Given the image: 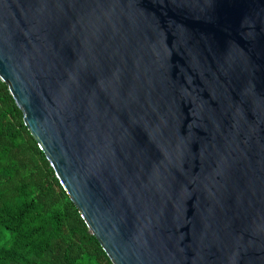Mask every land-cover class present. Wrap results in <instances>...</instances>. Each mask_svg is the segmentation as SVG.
I'll list each match as a JSON object with an SVG mask.
<instances>
[{
    "label": "water",
    "instance_id": "obj_1",
    "mask_svg": "<svg viewBox=\"0 0 264 264\" xmlns=\"http://www.w3.org/2000/svg\"><path fill=\"white\" fill-rule=\"evenodd\" d=\"M0 79L114 264H264V0H0Z\"/></svg>",
    "mask_w": 264,
    "mask_h": 264
},
{
    "label": "trees",
    "instance_id": "obj_2",
    "mask_svg": "<svg viewBox=\"0 0 264 264\" xmlns=\"http://www.w3.org/2000/svg\"><path fill=\"white\" fill-rule=\"evenodd\" d=\"M0 264H114L1 79Z\"/></svg>",
    "mask_w": 264,
    "mask_h": 264
}]
</instances>
